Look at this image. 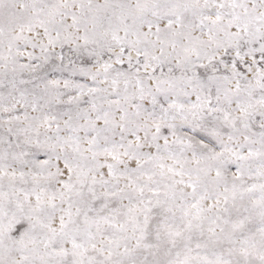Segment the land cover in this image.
<instances>
[{"label": "snow or ice", "instance_id": "snow-or-ice-1", "mask_svg": "<svg viewBox=\"0 0 264 264\" xmlns=\"http://www.w3.org/2000/svg\"><path fill=\"white\" fill-rule=\"evenodd\" d=\"M0 264H264V0H0Z\"/></svg>", "mask_w": 264, "mask_h": 264}]
</instances>
